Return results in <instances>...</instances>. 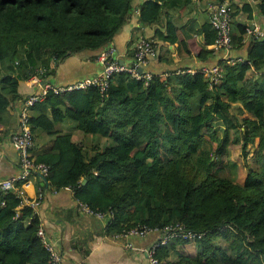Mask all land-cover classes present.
Masks as SVG:
<instances>
[{"label":"trees","instance_id":"16d2710c","mask_svg":"<svg viewBox=\"0 0 264 264\" xmlns=\"http://www.w3.org/2000/svg\"><path fill=\"white\" fill-rule=\"evenodd\" d=\"M168 1L146 0L139 10L142 22L156 21ZM258 1L264 12V0ZM242 2L233 13L239 22L232 40L239 45L254 10ZM132 9V0H0V65L9 61L28 78L44 69L45 76L52 75V62L105 48ZM182 31L168 22L164 38L202 58L215 51L210 23L204 26V47ZM248 42L245 61H224L216 83L200 71L153 74L148 86L119 73L106 96L97 87L50 93L33 107L45 106L46 113L30 117L29 123L33 139L37 128L56 135L39 159L50 166L49 187L72 189L75 199L94 211L114 210V220L106 224L111 234L176 222L201 234L162 246L157 253L161 264H264V38ZM11 80L0 77V111L8 105L4 91ZM9 89L15 92L14 86ZM66 118L84 136L99 135L108 145L87 147L84 139L62 134L57 126ZM217 121L224 133L220 140ZM4 133L0 124V137ZM257 138L259 168L250 169L241 184L221 175L230 139L246 152ZM206 141L217 143L222 157L223 165L213 173L214 153L203 154ZM2 201L0 264H52L37 234V213L28 206L18 210L22 199L15 193ZM217 238L234 254L216 245Z\"/></svg>","mask_w":264,"mask_h":264},{"label":"crops","instance_id":"0c3cea01","mask_svg":"<svg viewBox=\"0 0 264 264\" xmlns=\"http://www.w3.org/2000/svg\"><path fill=\"white\" fill-rule=\"evenodd\" d=\"M145 1L132 0L133 9L127 22L111 41L123 63H131L136 44L143 37H151L155 40L158 54L156 57L149 58L141 70L155 75L168 74L178 70L197 71L205 66L221 67L228 57H247L249 40L246 36L243 45L234 42L229 52L215 50L207 53L204 58L195 53H189L182 43L170 44L165 40L167 23L171 22L177 27H181L186 37L195 38L197 45L204 47V26L209 24L207 6L218 0H192L191 3H186L184 0H169L168 4L163 6L160 17L151 23L142 22L139 15V10ZM231 1L234 5L231 7L233 14L236 6H241L244 0ZM245 2H249L254 8L253 16L247 22L250 28L264 30V12H261L258 6L260 2L258 0H245ZM238 22V15H233L232 33L236 32ZM157 31L161 36H156ZM235 36L238 38L237 35ZM103 49L96 51L84 49L68 55L57 65L54 73L48 79L59 85H67L95 75L102 68L97 61V55ZM5 75L10 76L12 80L4 91L8 105L0 111V124L5 129V133L0 137V179L17 176L21 171L19 155L11 137L19 129L18 113L22 100L39 91V86L30 77L28 78L23 70L12 68L8 61L0 65V77ZM10 85L14 86V93H11ZM239 105L241 106V104ZM42 111L46 113L45 106L35 107L30 111V115L31 117L36 116ZM57 127L62 134L71 133L76 141L84 139L87 147L108 145V141L99 135L84 136L77 129V123L72 119H64ZM55 139V134L50 135L41 128L35 129L33 158L39 161L40 157L49 151L51 143ZM258 144L259 139L257 138L254 143L249 144L251 147L248 145L246 148L248 154L250 148L252 149L251 153L254 151L256 160ZM228 163L227 160L226 164ZM251 169L257 170L258 167ZM227 173L230 175L229 171ZM41 187L42 179L37 174L30 176V183L25 188L27 198L34 199ZM24 206L27 205L20 204L18 210ZM35 212L48 240L61 252L63 264H148L147 250L160 238L157 232L146 236H113L107 231L104 221L81 210L70 188L54 190L53 187H46L45 196Z\"/></svg>","mask_w":264,"mask_h":264},{"label":"built area","instance_id":"2783aa9c","mask_svg":"<svg viewBox=\"0 0 264 264\" xmlns=\"http://www.w3.org/2000/svg\"><path fill=\"white\" fill-rule=\"evenodd\" d=\"M232 1L223 0L211 2L207 6L209 13V23L215 31L214 48L215 50H224L229 52L233 47L232 40ZM245 36L248 38H264V30H256L247 28ZM158 54V48L155 40L151 37L141 38L135 47L133 58L130 64H125L119 59L117 49L111 42L97 55V61L102 66L101 70L93 76L86 77L74 83L67 85H59L51 82L48 78L50 75L45 76L46 70H42L38 74H33L30 79L39 86V91L32 93L24 98L21 102L20 110L18 113L19 129L15 132L11 141L19 155V162L21 171L17 176H11L9 178L0 179V200L2 204V198L9 194L15 193L22 199V203H25L28 207L34 211L37 210L39 204L45 196V188H40L37 196L34 199H28L26 196L25 188L30 183V176L37 173L42 174L47 178L50 170V166L44 162L35 160L32 156V149L34 146V139L30 128V111L35 104L42 102L50 93L60 94L73 90H84L89 87H97L102 96H106L107 91L110 88L111 79L114 75L119 73L128 74L131 78L141 80L145 86H148L153 78V74L150 72H144L141 70L142 66L147 62L149 58L156 57ZM245 61L242 57H228L226 62L230 65H234L239 62ZM52 68H56L57 65L52 62ZM195 73L200 71L205 77L210 78L213 83L218 82L222 78L223 74L219 67H202L199 70H178L177 73L184 72ZM55 190V189H54ZM81 210L89 215H92L99 220L104 221L106 224L110 223L115 218V212L111 208L106 211H94L86 203L77 201ZM157 232L160 238L147 250L148 264H161L157 257L158 250L162 246L170 245L178 238H193L197 235L191 233L194 231L188 230L183 223L176 222L165 225L162 228L151 227L149 225H136L127 231L122 233L113 234L115 237L123 236H146L147 234ZM44 247L50 253L52 264H63V258L61 252H59L51 243L44 231L40 226L37 232ZM131 246V245H128Z\"/></svg>","mask_w":264,"mask_h":264},{"label":"rangeland","instance_id":"374dc122","mask_svg":"<svg viewBox=\"0 0 264 264\" xmlns=\"http://www.w3.org/2000/svg\"><path fill=\"white\" fill-rule=\"evenodd\" d=\"M214 125L219 128L216 136L220 140L223 138V134H224L223 129H222V125L220 124V121H217L216 123H214ZM231 136H233V134H230V138H231ZM228 145L227 146L229 148V151L227 153V160L229 163L226 164V166L222 169L221 175L229 176L234 182L241 184L243 182L245 175L249 171V169H251V168L254 169L257 167L259 168V163L257 162L256 158L254 157V151L251 153V151H252L251 148H250V151L248 154V152H243L241 150L240 143L232 144V141L230 139ZM249 147H251V145H249ZM205 148L206 149L203 151V154L208 155L210 153L211 154L214 153V157H213V159H211L212 164H211V172L210 173L216 172L217 169L219 168V166L223 165L221 155L217 154L218 144L213 142L211 145H208V141H206L205 142ZM247 154H248V156H247ZM208 158H210V157H208ZM208 158H205V160H208ZM195 159L197 160V155L195 156ZM203 165H204V163L202 162L201 168H202V171L205 172ZM227 171L230 172V175H227L228 174ZM215 243H216V245L221 246L224 249H226V251H229V253L234 254V252H232L230 250V247H229L228 243H226L225 240H223L221 238H217L215 240Z\"/></svg>","mask_w":264,"mask_h":264},{"label":"water","instance_id":"95a60500","mask_svg":"<svg viewBox=\"0 0 264 264\" xmlns=\"http://www.w3.org/2000/svg\"><path fill=\"white\" fill-rule=\"evenodd\" d=\"M37 175L42 179V186L43 185L48 186V180H47V178L45 176H43L42 174H40V173H37ZM86 181H87L86 179H83L82 184H85Z\"/></svg>","mask_w":264,"mask_h":264}]
</instances>
